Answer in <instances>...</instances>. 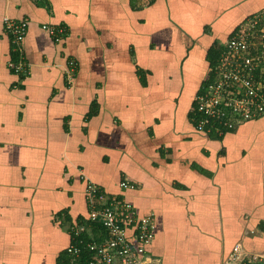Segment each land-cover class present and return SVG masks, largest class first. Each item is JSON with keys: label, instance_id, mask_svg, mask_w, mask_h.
<instances>
[{"label": "crops", "instance_id": "1", "mask_svg": "<svg viewBox=\"0 0 264 264\" xmlns=\"http://www.w3.org/2000/svg\"><path fill=\"white\" fill-rule=\"evenodd\" d=\"M262 7L0 0V264H65L87 181L152 216L159 264H226L236 243L263 251L264 116L222 136L195 129L224 42ZM5 17L28 20L27 76L7 65ZM43 25L64 27L61 40Z\"/></svg>", "mask_w": 264, "mask_h": 264}, {"label": "built area", "instance_id": "2", "mask_svg": "<svg viewBox=\"0 0 264 264\" xmlns=\"http://www.w3.org/2000/svg\"><path fill=\"white\" fill-rule=\"evenodd\" d=\"M56 41L65 28L43 25ZM4 30L10 36L16 59L7 65L20 76H27L29 63L24 53L27 19L4 18ZM75 61L69 60L66 77L72 79ZM264 116V7L247 15L224 42L212 79L196 97L195 129L207 138L222 136L248 121ZM122 188H133L126 180ZM86 220L70 226L71 242L65 249L66 264H159L147 250L153 233L151 215H139L124 198L108 196L97 184L87 181ZM100 224L103 237L91 233ZM131 231V234H130ZM87 234L83 241L81 236ZM80 239L79 241H76ZM226 264H264L263 251L246 250L236 243Z\"/></svg>", "mask_w": 264, "mask_h": 264}, {"label": "trees", "instance_id": "3", "mask_svg": "<svg viewBox=\"0 0 264 264\" xmlns=\"http://www.w3.org/2000/svg\"><path fill=\"white\" fill-rule=\"evenodd\" d=\"M91 233L95 236V238L99 239V237H103V228L100 224H94L90 227ZM82 240L85 241L88 239L87 234H84L81 236ZM80 239H77L76 241H79ZM65 264L67 262V258H64Z\"/></svg>", "mask_w": 264, "mask_h": 264}, {"label": "rangeland", "instance_id": "4", "mask_svg": "<svg viewBox=\"0 0 264 264\" xmlns=\"http://www.w3.org/2000/svg\"><path fill=\"white\" fill-rule=\"evenodd\" d=\"M249 134H251V133H249ZM249 134H248V135H249Z\"/></svg>", "mask_w": 264, "mask_h": 264}]
</instances>
